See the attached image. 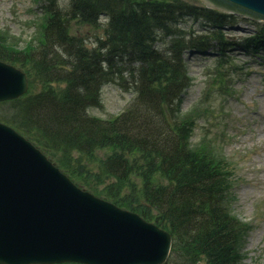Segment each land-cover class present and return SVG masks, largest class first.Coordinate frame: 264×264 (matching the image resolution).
Segmentation results:
<instances>
[{
    "label": "trees",
    "instance_id": "16d2710c",
    "mask_svg": "<svg viewBox=\"0 0 264 264\" xmlns=\"http://www.w3.org/2000/svg\"><path fill=\"white\" fill-rule=\"evenodd\" d=\"M42 1L46 16L38 45L9 52L0 46V60L29 79L26 95L4 103L12 117L0 121L41 149L77 186L168 231L172 250L187 261L240 264L242 224L228 210L225 175L211 154L190 147L195 120L180 112L181 95L191 86L185 54L211 49L221 55L219 64L226 63L224 53L238 42L227 41L222 31L234 16L183 0H66L64 6ZM101 16L104 38L96 48L70 35L73 25L99 27ZM185 18L203 21L208 31L185 34L178 28ZM242 47L250 54L264 51V24L242 39ZM127 72L136 93L129 108L110 120L88 115L100 105L101 87ZM104 149L112 152L100 171L114 185L98 194L97 176L92 179L82 161ZM131 184L142 202L121 196Z\"/></svg>",
    "mask_w": 264,
    "mask_h": 264
},
{
    "label": "rangeland",
    "instance_id": "374dc122",
    "mask_svg": "<svg viewBox=\"0 0 264 264\" xmlns=\"http://www.w3.org/2000/svg\"><path fill=\"white\" fill-rule=\"evenodd\" d=\"M183 1L202 6L199 0ZM65 2L60 0L59 4ZM44 5L42 0H0V46L4 50L24 51L38 45ZM205 25L203 21L185 18L178 28L192 36L204 35L208 31ZM261 25L235 16L222 31L227 41L238 42V46L224 53L226 63L219 64L216 60L219 52L211 49L188 51L184 59L191 86L180 100L181 115L195 120L190 147L211 154L225 175L228 210L242 224L240 264H264V51L249 55L242 47V39ZM71 34L82 39L87 48L95 47L96 40L104 38L102 26L73 25ZM157 44L162 45L160 41ZM118 77L119 80L102 87L100 106L88 110L91 116L111 119L132 103L133 78L129 72ZM35 90L39 91V86ZM13 114L11 106L0 104L1 117ZM111 152L97 150L92 161L85 157L82 161L83 167L92 172L91 178L97 176L94 188L98 194L113 184V179L100 171V163ZM132 182L139 191L140 181L134 176ZM132 186L122 188L121 196L142 202L136 199ZM183 255L171 250L164 264H206L203 258L190 262Z\"/></svg>",
    "mask_w": 264,
    "mask_h": 264
},
{
    "label": "water",
    "instance_id": "95a60500",
    "mask_svg": "<svg viewBox=\"0 0 264 264\" xmlns=\"http://www.w3.org/2000/svg\"><path fill=\"white\" fill-rule=\"evenodd\" d=\"M201 1L264 22V0ZM26 90V75L0 62V102ZM170 246L167 232L79 189L0 123V264H163Z\"/></svg>",
    "mask_w": 264,
    "mask_h": 264
}]
</instances>
